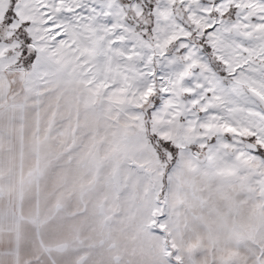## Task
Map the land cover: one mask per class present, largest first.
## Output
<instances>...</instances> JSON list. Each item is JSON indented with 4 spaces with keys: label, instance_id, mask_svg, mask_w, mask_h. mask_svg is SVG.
<instances>
[{
    "label": "snow or ice",
    "instance_id": "obj_1",
    "mask_svg": "<svg viewBox=\"0 0 264 264\" xmlns=\"http://www.w3.org/2000/svg\"><path fill=\"white\" fill-rule=\"evenodd\" d=\"M0 264H264V0H0Z\"/></svg>",
    "mask_w": 264,
    "mask_h": 264
}]
</instances>
